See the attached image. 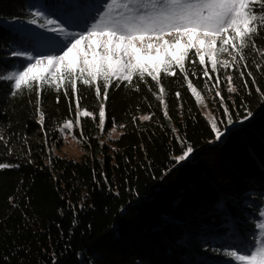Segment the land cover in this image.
Here are the masks:
<instances>
[{
	"label": "trees",
	"instance_id": "16d2710c",
	"mask_svg": "<svg viewBox=\"0 0 264 264\" xmlns=\"http://www.w3.org/2000/svg\"><path fill=\"white\" fill-rule=\"evenodd\" d=\"M45 2L0 0L3 74L13 72L11 52L31 40L28 20ZM256 43L264 47V31ZM254 59L260 62L249 52V68L264 91V71H256ZM242 70H227L236 93L227 92L226 82L219 86L233 119L227 125L214 86L226 70L208 68L209 80L191 74L202 72L198 60L190 67L201 100L214 98L210 110L224 131L218 141L181 75L163 77L167 117L150 78L137 84L139 91L111 87L103 133L94 87L78 84L81 107L96 121L81 117L82 128L74 129L82 151L77 160L54 154L63 144L59 126L75 118V98L66 99L61 88L57 103L55 85L45 86V136L35 94L22 86L24 94L12 97L0 80V162L19 165L0 169V264H232L224 253L239 247L234 231L251 242L264 210V99L246 72L249 88L243 87ZM143 115L150 119L140 120ZM113 120L120 134L105 140ZM189 146L193 152L177 163L174 157Z\"/></svg>",
	"mask_w": 264,
	"mask_h": 264
},
{
	"label": "snow or ice",
	"instance_id": "6c2138e0",
	"mask_svg": "<svg viewBox=\"0 0 264 264\" xmlns=\"http://www.w3.org/2000/svg\"><path fill=\"white\" fill-rule=\"evenodd\" d=\"M87 6V0H63V7L69 13ZM95 12L94 16L85 20V27L80 31L68 32L57 19L48 18L43 12H32L35 19L28 20L29 24L37 25V20H42L37 25L39 28L69 38L62 41L52 54L12 51L11 55L22 58L23 63L14 72H0V80L8 82L12 97L18 93L24 94L20 91L22 86L28 93L35 94V111L39 113L38 123L45 136L46 116L40 106L45 86L51 88L55 85L57 103L61 88H64L66 99L75 98V118L63 120L58 130L64 139L70 137L76 140L73 132L76 128H82L81 117H91L93 122L96 121L94 112L81 107L78 84L90 89L94 87L95 97L100 102L97 127L103 133L106 126V102L111 87L119 88L125 84L139 91L137 84H149L147 78H150L155 87L159 88L157 99L164 106L166 117L168 113L163 99L166 95L163 77L181 75L187 88L199 99L200 93L189 80L190 67L195 65L196 60L202 72L192 71L194 76L201 74L211 80L208 64L211 65L212 73H219L221 68L226 70L223 80L217 75L214 86L217 87L215 95L221 97L220 106L224 108L227 125H231L233 119L224 104L219 86L226 82L228 93L237 92L235 77L227 72L228 69L243 68L240 71L243 87L249 88L246 72L252 86L264 99V91L257 86L248 60L249 52L255 53L260 62L254 59L252 63L257 72L264 71V47L256 43L264 31V0H102ZM190 52L194 54L190 55ZM223 53L230 56L231 60L221 59ZM149 90L153 91L151 85ZM180 95L176 93L177 99ZM251 115V112L247 113V116ZM133 119L135 121L136 118ZM139 119L147 121L150 117L143 115ZM210 124L215 140H220L224 131L215 120L210 121ZM116 130L117 125L113 120L112 131ZM3 139L0 136V141ZM4 143L7 145L8 142ZM7 152L11 155V148H7ZM192 152L193 148L189 146L174 159L180 163ZM18 166L0 162V169ZM259 215L264 217V210ZM254 227L258 234H253L248 248L224 253L231 261L238 264H264V223H257Z\"/></svg>",
	"mask_w": 264,
	"mask_h": 264
},
{
	"label": "rangeland",
	"instance_id": "374dc122",
	"mask_svg": "<svg viewBox=\"0 0 264 264\" xmlns=\"http://www.w3.org/2000/svg\"><path fill=\"white\" fill-rule=\"evenodd\" d=\"M101 2L102 0H87L88 6L86 8L76 9L69 13L63 7V0H46L45 4L40 8L39 12H43L48 18L57 19L58 23H60V26L64 27L66 32L80 31L85 27V20H87L89 16H94L96 14V6ZM42 22V20H39L38 24ZM88 22L91 23L90 20ZM37 25L27 26V31L33 39L31 38L32 42L30 40L27 44L20 46L19 51L52 54L57 50L59 44L62 41H66L69 38L64 34L57 35L56 33H49L46 30L39 28ZM193 54L194 53H192V55ZM221 59L231 60V57L226 53H223L221 54ZM21 63H23L22 58L17 57L15 65L13 66V72L20 68ZM207 67L211 69L210 64H208ZM221 69L223 70V68ZM199 100L202 104V109L205 117L209 120V122L215 120L209 105V102L213 105L215 104L213 96H210L208 101L205 100V98L204 101L201 100V98H199ZM119 134L120 132L118 129L115 132L111 130L105 137V140H113L117 138ZM61 138L63 144L61 148L54 150V154L67 159H79L82 155V151L78 140H72L70 137L66 140L62 136ZM256 219L257 220L253 223V225H256L257 223H264V217H260L259 215L258 218L256 216ZM247 225H252V223ZM234 233V240L239 244L238 249L243 251L244 249L248 248L251 242L242 237L236 230L234 231ZM254 233L258 234V230L255 229V227ZM209 238L210 240L212 239L211 237ZM249 238L251 240L253 238V235L251 234ZM232 264H238V262L233 261Z\"/></svg>",
	"mask_w": 264,
	"mask_h": 264
}]
</instances>
